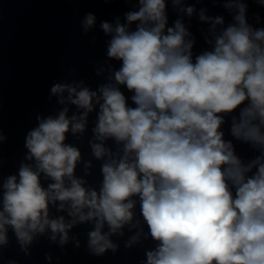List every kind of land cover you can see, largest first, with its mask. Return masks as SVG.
Segmentation results:
<instances>
[{"label": "clouds", "instance_id": "clouds-1", "mask_svg": "<svg viewBox=\"0 0 264 264\" xmlns=\"http://www.w3.org/2000/svg\"><path fill=\"white\" fill-rule=\"evenodd\" d=\"M254 2L264 7V0ZM138 4L124 14V22L117 17L114 24L101 23L111 36L107 56L122 62L109 83L97 91L83 82L51 88L60 104L83 111L69 117L65 107L56 117H37L25 145L35 166L21 164L18 178L11 175L3 184L0 245L8 243V227L27 248L47 230L52 241L59 236L64 245L74 225L93 222L89 250L96 256L115 252L110 237L123 236L126 225L139 226V220L133 222L138 203L149 230L145 238L157 242L144 264H264V27L249 23L244 0H225L232 14L226 27L224 17L201 9L199 20L210 25L212 39L205 42L211 50L194 57L195 40L183 21L168 26L166 0ZM172 4L179 7L181 0ZM179 10L188 17L196 11ZM95 21L91 13L85 17V32ZM120 86L132 93L135 107ZM97 105L90 143L96 159L107 158L99 191L74 176L81 153L65 143L69 131L84 132ZM226 116L231 136L258 153L247 162L232 140L224 139ZM109 139L122 149L106 147ZM42 173L53 181L47 188ZM49 205L67 210L71 219L50 218ZM142 233L141 228L126 246Z\"/></svg>", "mask_w": 264, "mask_h": 264}]
</instances>
